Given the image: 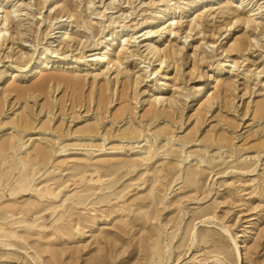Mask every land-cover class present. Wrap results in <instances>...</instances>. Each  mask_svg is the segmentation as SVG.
Wrapping results in <instances>:
<instances>
[{
	"label": "rangeland",
	"instance_id": "1",
	"mask_svg": "<svg viewBox=\"0 0 264 264\" xmlns=\"http://www.w3.org/2000/svg\"><path fill=\"white\" fill-rule=\"evenodd\" d=\"M0 22V264H264V0Z\"/></svg>",
	"mask_w": 264,
	"mask_h": 264
},
{
	"label": "bare ground",
	"instance_id": "2",
	"mask_svg": "<svg viewBox=\"0 0 264 264\" xmlns=\"http://www.w3.org/2000/svg\"><path fill=\"white\" fill-rule=\"evenodd\" d=\"M1 22H0V27H1ZM0 31H2L1 29H0ZM51 194V193H50ZM12 217H13V215H12ZM2 227V226H1ZM226 231H228L229 232V228H226L225 229ZM239 249V248H238ZM239 259H240V264L242 263L243 264V261H242V258H241V256H240V254H239Z\"/></svg>",
	"mask_w": 264,
	"mask_h": 264
}]
</instances>
